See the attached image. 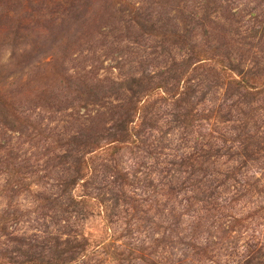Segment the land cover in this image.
<instances>
[{
    "label": "trees",
    "instance_id": "trees-1",
    "mask_svg": "<svg viewBox=\"0 0 264 264\" xmlns=\"http://www.w3.org/2000/svg\"><path fill=\"white\" fill-rule=\"evenodd\" d=\"M181 2L164 12L165 74L116 80L86 61L66 78L53 63L49 110L71 113L39 124L31 155H0V264H264V224L223 239L253 217L243 202L264 205V0ZM32 184L45 234L19 227Z\"/></svg>",
    "mask_w": 264,
    "mask_h": 264
},
{
    "label": "rangeland",
    "instance_id": "rangeland-1",
    "mask_svg": "<svg viewBox=\"0 0 264 264\" xmlns=\"http://www.w3.org/2000/svg\"><path fill=\"white\" fill-rule=\"evenodd\" d=\"M182 4L180 0H0V145L5 147L0 155H8L9 161L12 157L31 155L39 124L44 129L47 124L54 127L71 113L49 110V91L45 85L52 76L55 61L66 70L63 72L66 78L80 77L86 61L88 66H97L102 61L101 77L111 75L116 80L145 75L150 72L146 68L149 64L153 66L151 75L172 70L175 58L165 64L169 51L162 43L166 34L163 24L167 20L164 12L173 11L172 17ZM225 24L238 31V24ZM87 49L94 52L88 54ZM83 50L86 52L80 56ZM5 167L0 162V175L8 168ZM258 177L262 185L256 188L263 189V169ZM0 180L1 210L9 196L3 189L5 181ZM30 188L20 199L24 216L19 227L29 234L53 231L51 228L47 231L46 224L41 228L34 225L39 215L35 194L41 188L36 184ZM262 199H248L240 205L243 215L253 214V217L249 221V217H241L242 222L227 233L223 238L227 249L247 241L245 237L250 234L245 230L260 233V224H264ZM100 222L95 217L88 228L95 235H105ZM263 231L264 226L262 235ZM119 234H115L118 245L122 243Z\"/></svg>",
    "mask_w": 264,
    "mask_h": 264
}]
</instances>
